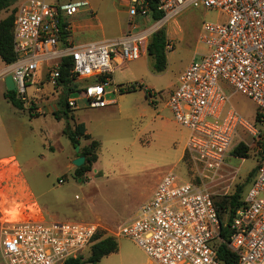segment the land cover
<instances>
[{
    "label": "built area",
    "instance_id": "built-area-1",
    "mask_svg": "<svg viewBox=\"0 0 264 264\" xmlns=\"http://www.w3.org/2000/svg\"><path fill=\"white\" fill-rule=\"evenodd\" d=\"M87 5V0H18L13 26L17 58L7 63L0 55V81L11 74L15 97L33 107L31 112H45L39 102L49 97L58 101L64 91L71 109L81 99L90 107H103L111 103L106 95L114 62L140 57L161 23L187 8L226 15L225 20L203 22L198 39L205 49L195 51L168 96L175 121L188 130L187 178L165 172L136 214L110 231L133 240L156 264H226L218 254L222 242L236 253L235 264H264V158L229 221L227 241L219 234L214 201L236 191L239 168L228 162L235 145L247 144V135L257 144L263 140L258 125L264 126V118H247L231 93L249 97L264 113V0H159L164 15L158 20L151 18L147 0H129L131 27L126 33L75 43L69 18ZM136 17L151 23L139 26ZM14 214L20 218L10 216ZM0 222V254L6 264H64L83 256L101 231L89 221H48L36 202L16 205Z\"/></svg>",
    "mask_w": 264,
    "mask_h": 264
},
{
    "label": "rangeland",
    "instance_id": "rangeland-1",
    "mask_svg": "<svg viewBox=\"0 0 264 264\" xmlns=\"http://www.w3.org/2000/svg\"><path fill=\"white\" fill-rule=\"evenodd\" d=\"M56 1L46 0L52 4ZM87 1L93 13L81 6L69 19L79 26L96 25L92 37H118L123 29L130 27V15L124 0ZM14 5L1 11L0 20L11 13ZM225 19L226 15L216 10H183L157 28H164L174 41H171L173 48H168L171 50L168 51V66L164 71H152L147 54L142 53L124 65H114L112 83L107 86L111 92L106 98H115V104L86 108L84 100L78 101L79 107L73 108L76 118L101 141L99 159L93 170L82 177L76 175L77 166L72 163L78 153L63 132L66 120L57 119L52 114L50 106L56 100L39 102L45 112L31 116L28 107L19 109L4 97L6 86L0 81V157H6L0 160V219L16 205L27 207L36 202L31 198L23 176L37 194L39 204L59 208L69 217L65 219L64 214L60 215L63 220L97 221L101 218L118 222L136 214L151 186L169 168L187 178L186 166L180 160L182 136H187V129L174 121L171 115L164 114L168 109L163 112L162 120L157 106L168 99L176 76L193 59L200 44L198 36L203 22ZM134 21L143 27L151 23L147 19L143 24L140 17ZM131 84L137 88L123 93L113 91ZM139 84L143 87L139 88ZM146 88L156 93L153 97L156 103L146 96ZM231 99L247 118L255 119L257 105L252 99L240 92H232ZM258 127L263 133L264 126ZM245 139L249 157L232 156L228 159L232 167L239 168L236 183L244 185V192L252 181L249 173L264 156L260 143L256 144L250 135ZM236 141L237 138L233 142ZM97 170L101 173L97 174ZM221 197L215 198L222 200ZM73 205L81 207L72 210ZM73 211L78 212L71 213ZM104 230L111 233L106 228ZM117 240L119 249L96 264H156L133 240L124 236H118ZM89 252V248L84 250L85 259ZM0 264H5L1 254ZM84 264L94 263L86 261Z\"/></svg>",
    "mask_w": 264,
    "mask_h": 264
},
{
    "label": "trees",
    "instance_id": "trees-1",
    "mask_svg": "<svg viewBox=\"0 0 264 264\" xmlns=\"http://www.w3.org/2000/svg\"><path fill=\"white\" fill-rule=\"evenodd\" d=\"M150 13L153 20H158L163 17L164 12L158 9L159 0H147ZM12 6L11 0H0V13L2 10ZM14 17H15V6L12 8L11 13L0 20V55L3 61L7 63L14 62L17 58L16 52L13 45V26H14ZM170 43L168 39L166 30L164 28H159L149 37L147 44V52L151 58V68L154 72H162L168 66L167 59V44ZM66 63H69V58L65 59ZM64 75L63 79L66 77L68 68L63 69ZM143 85L139 84V88H142ZM137 86L131 84L128 86H120L119 90L123 92H128L135 90ZM147 96L151 97L152 90L146 88ZM67 92L64 91L60 98L57 101V108L52 110V114L57 119L64 118L66 124L63 128V132L72 142L73 146L81 143V138L89 139V142L80 148L79 154L85 156V162L76 167V175L82 177L86 172L91 171L93 168L94 162L98 158V150L100 142L97 139H92L89 133H86V127L84 122H78L75 120V115L73 109L69 107L67 100ZM4 96L17 108L24 109L25 106L22 101L15 97V92L13 90H5ZM33 107L29 108V113L31 116H39L40 113L31 112ZM257 121H261L264 118V113L256 111L255 116ZM260 145L263 147L264 151V134L263 140L260 141ZM232 154L238 157H249V146L243 142L235 145L232 150ZM264 158V156H263ZM262 158V159H263ZM259 163L256 167L249 173L251 176L249 180L251 181L257 171ZM244 185L237 184L236 191L231 195L222 196L221 199L214 198L216 207L219 212V218L221 222V227L219 234L220 236L227 241L230 237V228L229 221L236 209L240 204L241 198L244 194ZM229 214L228 217L226 214ZM104 231H100L97 234L98 240L90 246L89 256L85 259L82 255L78 257H70L64 261V264H84L86 261L92 262L94 264L98 263L104 256L115 252L118 250V242L112 235L104 236ZM219 257L224 260L226 264H235L237 255L231 251L226 243L222 242L218 246Z\"/></svg>",
    "mask_w": 264,
    "mask_h": 264
},
{
    "label": "crops",
    "instance_id": "crops-1",
    "mask_svg": "<svg viewBox=\"0 0 264 264\" xmlns=\"http://www.w3.org/2000/svg\"><path fill=\"white\" fill-rule=\"evenodd\" d=\"M122 1V0H121ZM123 3H126L127 4V6H128V3H129V0H124V2ZM125 4V5H126ZM85 9L87 10V12H89V13H93L92 12V8H91V6H90V3L88 2V5L85 7ZM150 16H151V13H150ZM152 18V17H151ZM141 20H143V19H141ZM135 22V21H134ZM138 23V22H137ZM136 23V24H137ZM137 25H139V24H137ZM130 27H131V25H130ZM130 27H128V28H126V29H123L122 31H121V33L118 35V37L119 36H121V35H123L124 33H126L129 29H130ZM95 28H97L96 27V25H89V24H85V25H83V26H79V25H77L76 24V22H74V23H72V29H71V34H70V39L73 41V42H75V43H82V42H88V41H93V40H112V39H114V38H117L116 36H114V37H110V38H95V37H92V32L95 30ZM167 36H168V39L170 40V43L169 44H171V49L173 48V45H172V42L171 41H173V39H172V37L167 33ZM148 41H149V39H148ZM174 42V41H173ZM147 44H148V42H147ZM147 44L146 45H143V48H142V53H146L147 54V56H148V62H149V65H150V68H151V58H150V56H149V54H148V52H147ZM168 49V48H167ZM171 49H169V50H171ZM205 49V47H204V45H202L201 43L198 45V47H197V50H195V51H201V50H204ZM169 50H167V59H168V51ZM141 53V54H142ZM141 56V55H140ZM139 58V57H138ZM130 61V60H129ZM127 61H121L120 63L119 62H114V65H124L125 63H126ZM189 65V64H188ZM187 65V66H188ZM187 66H185V68L187 67ZM115 68V67H114ZM114 68H113V70H114ZM185 68H183L180 72H179V74L176 76V80H175V86H176V84H177V81H178V77H179V75H180V73L185 69ZM151 70H152V68H151ZM153 71V70H152ZM112 75H113V73H112ZM91 80V79H90ZM5 84V83H4ZM5 86H6V84H5ZM174 86V87H175ZM6 90H7V87H6ZM117 91H119V90H117ZM5 92V91H4ZM146 96H147V94H146ZM152 96V95H151ZM5 97V96H4ZM148 97V96H147ZM6 98V97H5ZM7 99V98H6ZM55 100L54 98H52V97H49V100ZM108 99V98H107ZM151 99H152V102L153 103H156V101L155 100H153V98L151 97ZM8 100V99H7ZM81 100H84V99H81ZM109 101H111V103L112 104H115L116 103V99L115 98H111V99H108ZM45 101V98L43 99V102ZM85 101V100H84ZM86 102V101H85ZM57 100H56V103H54L53 105H51L50 107H51V111L53 110V109H56L57 108ZM110 104V103H109ZM109 104H107V105H109ZM106 105V106H107ZM157 105H159V103L157 104ZM79 107V106H78ZM84 107H90V106H88V104H87V102L85 103V105H84ZM105 107V106H104ZM158 107V110H159V115L161 116V119L162 120H164V118L162 117V114H163V112L165 111V110H167L168 109V113H164V114H166V115H171L172 116V118H173V115H172V112H171V110H170V107H169V105H168V99H166V100H164V101H162L161 103H160V106H157ZM50 110V109H49ZM48 110V111H49ZM256 111H257V109H256ZM51 113V112H50ZM39 115H43V113H41V114H39ZM74 115H75V113H74ZM256 119V118H255ZM61 120V119H60ZM75 120L76 121H78V122H80L77 118H76V115H75ZM174 120V119H173ZM175 121V120H174ZM82 122V121H81ZM85 127H86V133H89L90 135H91V137H92V139H97L99 142H100V146H99V150H100V148H101V141L98 139V138H96L93 134H91L88 130H87V126H86V124H85ZM183 127V126H182ZM181 128V127H180ZM185 128V127H184ZM182 130V132H183V129H181ZM182 148H181V154H180V160L185 164V166H186V163H185V152H186V143H187V138H188V130H187V136H185L184 134H183V136H182ZM83 140V143L81 142L80 143V148L82 147V146H84L85 144H87L88 142H89V139H86V138H81V141ZM260 143V142H259ZM258 143V144H259ZM257 144V143H256ZM261 147V146H260ZM99 150H98V158H97V160L99 159ZM79 155V153L78 154H76L74 157H73V159L76 157V156H78ZM81 155V154H80ZM233 156H235L234 154H233ZM9 157H11V156H9ZM12 157H14V162L15 163H17L18 164V162L17 161H15V156H12ZM236 157V156H235ZM238 157V156H237ZM4 158H6V157H0V160L1 159H4ZM97 160L94 162V164H93V168H94V165H95V163L97 162ZM18 166H19V164H18ZM20 167V166H19ZM93 168H92V170H93ZM20 170H21V168H20ZM91 170V171H92ZM174 169L173 168H169L168 170H166L165 172H167V171H173ZM186 170H187V166H186ZM90 171V172H91ZM165 172H163V174L165 173ZM21 173H22V171H21ZM97 174H100L101 173V170H97V172H96ZM186 173H188V172H186ZM163 174H161L160 176H159V179H158V181L156 182V184L155 185H153V186H151V188H150V190L146 193V195L144 196V198H143V201H145L146 199H148L151 195H152V193H153V191H154V189H155V187H156V185H157V183L159 182V180L161 179V177H162V175ZM23 179H24V181H25V185H26V187L29 189V191H30V193H31V198L33 199V201H36L37 203H38V205L40 206V208H41V210H42V215H43V218L44 219H46V220H48V221H51V220H63L64 218L65 219H69V217L65 214V213H63V211L62 210H60L59 208H56V207H48L47 205H40L39 204V202H38V198H37V194H35V192L33 191V189H32V186L29 184V182H28V180H26L25 178H24V176H23ZM81 206H72L71 208H72V210H76V209H78V208H80ZM78 211H73V212H71V213H77ZM62 214H64L65 216H63L64 218H59L60 217V215H62ZM69 215V214H68ZM70 216V215H69ZM70 217H72V216H70ZM72 221H85V220H72ZM89 222H94V223H96V224H98L99 226H100V230L101 231H105L104 230V228H106V229H108V230H113V229H115L116 228V226H117V224L119 223L118 221H111V220H106V219H97V221H92V220H89ZM117 223V224H116ZM111 226V227H114V228H109V227H107V226ZM107 235H112V236H114L115 237V239L117 240V237L118 236H120V235H115V234H113V233H107V232H105L104 233V236H107ZM127 238V237H126ZM117 242H118V240H117ZM118 249H119V243H118ZM6 264V263H5Z\"/></svg>",
    "mask_w": 264,
    "mask_h": 264
},
{
    "label": "water",
    "instance_id": "water-1",
    "mask_svg": "<svg viewBox=\"0 0 264 264\" xmlns=\"http://www.w3.org/2000/svg\"><path fill=\"white\" fill-rule=\"evenodd\" d=\"M17 1L18 0H11V3L14 4ZM5 84H6V87L8 90H15L16 89V85L14 83L13 76L11 74H9L5 77ZM75 150L77 153L80 152V144H77L75 146ZM84 162H85V156L80 155V154L72 160V163L75 164L77 167L81 166Z\"/></svg>",
    "mask_w": 264,
    "mask_h": 264
},
{
    "label": "bare ground",
    "instance_id": "bare-ground-1",
    "mask_svg": "<svg viewBox=\"0 0 264 264\" xmlns=\"http://www.w3.org/2000/svg\"><path fill=\"white\" fill-rule=\"evenodd\" d=\"M19 214H15L13 216H11L12 218H20V216H18Z\"/></svg>",
    "mask_w": 264,
    "mask_h": 264
}]
</instances>
